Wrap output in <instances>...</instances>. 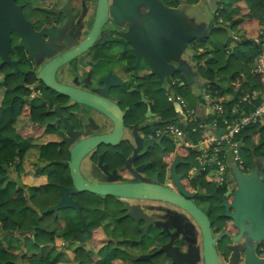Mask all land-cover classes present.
I'll return each mask as SVG.
<instances>
[{
  "label": "flooded vegetation",
  "instance_id": "flooded-vegetation-1",
  "mask_svg": "<svg viewBox=\"0 0 264 264\" xmlns=\"http://www.w3.org/2000/svg\"><path fill=\"white\" fill-rule=\"evenodd\" d=\"M102 2L108 3V16L104 23L99 24ZM148 2L145 0V3H139L138 6L129 4L130 9L126 10L125 5L118 4V0H0V49L4 47L1 37H9L8 53L18 65V68L13 67L0 56V86L4 87L8 80L14 79L22 83L24 89L28 88L31 91L29 99L33 105L46 107L49 116L45 124L48 130L55 131L51 135L57 137V140L51 142L58 143L59 146L61 145L59 148L61 150L64 148L66 151L65 156L60 160L70 162L71 146L68 147L65 141L68 135L67 129L63 122H58L59 118L54 113L55 109H61L75 131L81 132L72 141V145L87 137L98 135L104 130H98L96 122L88 120L89 115H96L95 111L90 108L84 109L83 105L71 106L73 104L71 98L48 87L41 79V69L52 65L57 55L62 54L65 58L73 53L80 45L92 40L96 30H99L97 36L91 41L92 45H87L92 47L64 63L55 73L56 80L60 84L92 93L98 92L97 87L103 88L97 80L109 74H112L111 77L115 75L120 77L126 83L123 94L120 96H118L120 88L116 89L117 94L112 89V96L111 91L102 94L116 99L125 111L123 136L116 145L102 144L84 157L80 163L83 178L93 184L164 185L185 196L196 207L202 209L208 215L213 230L215 226L210 212L217 211L220 207L222 221L218 229L214 230V235L221 237L229 231V235L236 236L225 224L226 207H238V204L232 206L233 193L228 195L232 189L228 187V181L224 185H219L202 176L188 178L190 171L180 168L188 164L187 158L181 153L182 146L177 145L173 137L164 132L162 124L147 126L148 120L142 121L147 113L158 114L155 118L157 120H167L163 111L173 105L172 103L163 104L158 95L160 88H163V81L156 75L147 76L149 70L146 69L143 56L137 66L138 55L131 52L134 45L139 49L138 53H142L145 49L143 44L146 38L142 30L146 16L160 14L156 7L152 12ZM159 2L162 6L161 0ZM127 12L133 16L126 18ZM131 18H133L132 21ZM131 28L132 36L128 39L124 38ZM122 41L124 44L121 43ZM128 107L130 110H127ZM113 126L111 124V127L105 131H112ZM154 127L155 131L152 130ZM166 127L165 125V129ZM157 130L163 131L160 137L165 135L161 142L158 141L160 137L157 138L154 135ZM136 131L145 138L152 135L151 139L154 140L152 147H149L144 140L139 141ZM165 138H168V144L164 143ZM179 159L181 160L176 165V175L185 185L188 195L180 190L174 177V166ZM62 166L66 167L68 175L58 170L46 172L44 166L47 174V182L44 185L50 183L52 176L59 177L60 173L61 191L64 188L69 191L73 200L81 204L82 213L86 206L96 207L104 213L100 224L106 231L105 240L111 244L114 253L112 255L115 258L119 255L118 258L125 264H178L167 252H160L165 245L173 243V247L192 255L187 264H205L201 230L194 219L178 205L156 199L125 198L95 193L93 194L99 197L112 198L116 201L115 205L113 206L112 203V206H108L102 201L94 203L88 201L87 204L83 193L92 192L76 190L69 167ZM128 167L130 170L127 169ZM149 168L154 171L153 178L143 176V171ZM85 170L90 173L91 180ZM211 183L215 187L210 186ZM54 187L49 185L44 189V194L48 195ZM34 195H38L37 190ZM224 198L227 199V203L224 202ZM60 199H62V193ZM74 210L84 225L79 212L77 209ZM83 216L88 226L89 221L85 213ZM231 224L235 225L232 218ZM176 225L181 226V230H178ZM225 227L227 230L223 231ZM90 235H92L91 232ZM187 236L194 241L188 242ZM77 237L78 239L72 241L85 242L90 239L83 234ZM235 242L238 245L231 244V251L226 252L225 256L220 254L217 247L220 264H264V240L257 243L252 255H249L251 253L247 251L253 244H248L246 238ZM133 247L139 248L137 255L130 252Z\"/></svg>",
  "mask_w": 264,
  "mask_h": 264
},
{
  "label": "crops",
  "instance_id": "crops-1",
  "mask_svg": "<svg viewBox=\"0 0 264 264\" xmlns=\"http://www.w3.org/2000/svg\"><path fill=\"white\" fill-rule=\"evenodd\" d=\"M174 1H177L175 5L161 0L164 11L154 16L156 34H169L172 37L170 43L162 44L163 37L158 36L162 51L155 56L168 59L167 64L173 66L174 70L169 75L167 73L169 79L163 81V87L172 86L185 99L186 96L179 90L189 93L194 87L202 89V96L196 95L199 99L198 107L189 104L198 111L200 119L208 123L209 131L220 136L228 130L229 124L226 121L230 123L241 113L242 107L238 101L245 95L261 90L258 86L251 92L252 86L257 83L255 66L264 18L260 17L261 14L256 8H252L256 0ZM154 39L157 40L155 36ZM196 49L199 51L198 56L195 55ZM209 70L214 73L212 79L207 77ZM232 76L236 78L232 79ZM238 91L241 92L237 100L235 96ZM234 99L237 101L229 103ZM2 100L3 95L0 96V103ZM215 103L224 106L221 117L214 113ZM171 106L178 113L177 117L171 120L165 118L167 120L160 124L167 125L183 120L180 107L175 104ZM20 120L27 122L25 118ZM221 130L223 132L220 133ZM263 132L264 121L238 135L241 148L252 145V156L245 160L244 170L239 168L230 154L227 156L230 174L227 185L233 189L232 206L238 204V198L243 199L239 205L241 208L230 210L237 217L231 218L239 227L236 235L238 241L246 238L248 244H253L249 247V255H252L257 243L264 240V151L260 148L263 143L259 145L257 138V134ZM50 136L48 140L40 142V147L44 143L57 140V137ZM39 137L34 142L40 141ZM38 160L46 163L41 159V149L35 146L29 148L23 160L24 172L21 176L22 181L24 179L32 187L33 194L37 187L34 188L30 181L33 180V184H36L34 179L40 180L37 184L42 185L47 182L44 164L35 163ZM226 230L225 227L223 231Z\"/></svg>",
  "mask_w": 264,
  "mask_h": 264
},
{
  "label": "trees",
  "instance_id": "trees-1",
  "mask_svg": "<svg viewBox=\"0 0 264 264\" xmlns=\"http://www.w3.org/2000/svg\"><path fill=\"white\" fill-rule=\"evenodd\" d=\"M166 1L174 5L177 3L174 0ZM252 8H256V11L261 14L260 17L264 18V0H256ZM207 77L212 79L214 73L209 70ZM258 86L262 87L257 76V83L252 86L251 92ZM30 92L28 88L24 89L22 83L14 79L8 80L4 87L0 86V96L3 95L0 103V264H58L63 253L62 244L78 239L79 234L89 236L90 239L77 249L73 257L74 261L79 262L83 257L90 264H125L118 258L119 255L117 258L112 255V246L105 240L106 231L100 222L94 227L96 229L88 225L92 234L90 235L84 225L77 223L73 217L60 218L55 212L47 211L33 202L32 187L25 183L24 179L22 181L23 160L39 136L34 130L35 125L45 123L49 113L45 106L37 107L29 102ZM179 92L185 96L188 94L184 90ZM238 92L236 98L240 96L241 91ZM237 100L234 99L229 103ZM253 105H242V109L250 111L254 108ZM163 114L165 118H175L178 113L173 106H170L163 111ZM22 118L27 119V122L20 120ZM48 133H55V131L49 130ZM56 146H59L56 142L41 145V159L47 163L60 160V152L55 149ZM181 153L186 158L189 156L194 158V153L187 147H182ZM60 179L59 173V177L52 176V180L47 185L58 186ZM30 182L32 185L39 186L36 188L38 195H34L35 199L45 195L44 189L48 187L47 185L37 184L40 180L35 179L36 184H33V180ZM224 217L227 220L225 224L230 227L234 235H237L239 227L231 224V217L226 214ZM16 236L23 238V245L15 243L13 238ZM6 238H10L9 244ZM88 244L97 256L95 261L90 253L81 255Z\"/></svg>",
  "mask_w": 264,
  "mask_h": 264
},
{
  "label": "water",
  "instance_id": "water-1",
  "mask_svg": "<svg viewBox=\"0 0 264 264\" xmlns=\"http://www.w3.org/2000/svg\"><path fill=\"white\" fill-rule=\"evenodd\" d=\"M148 4L150 7V10L153 12L154 7H156L159 11V13L164 11V8L161 6V3L159 0H148ZM118 4L125 5V9L129 10V4H132V6H138L139 3H145V0H118ZM155 8V9H156ZM108 16V3L101 4V13L99 15V24L104 23L107 20ZM131 15L130 12H127L125 14V17L128 18ZM131 21L133 18L130 19ZM156 22L154 15H147L145 18V24L144 29L142 30V34H145V42H144V51L142 53H138L139 49L135 47L131 50L133 54L138 55V64L141 62V57L143 56V59L146 63V69L149 70V75H156L160 77L161 81H164L165 79H169L168 75L170 73H173V66L168 65V59L163 58L159 56H155L159 51H162V46L160 45V37H163L162 44L170 43V40H172V37L169 34H156L154 31V28L157 26L154 24ZM99 30H96L95 34L93 35L92 40L97 36ZM133 34V29L131 28L129 31H127L124 38L128 39ZM154 36L158 39H154ZM2 38L3 41V48L0 49V56L4 58L5 62L12 65L13 67H17V62L13 61L10 57L8 50L10 49L9 41L10 38ZM160 39V40H159ZM89 40L87 43L80 45L77 50H75L73 53L67 55L65 58L62 56V54L57 55L56 59L53 61L52 65H47L43 69H41V79L42 81L50 88L56 90L58 93L67 96L71 98L73 101V104L71 106H77V105H83L85 108H90L93 111H95L94 115H89L90 119L89 122H96L95 124L98 126V130H104V132L94 135L91 137H87L85 139H82L77 144L72 145V141H74L78 134L81 133L80 131H75L73 128V125L69 122L68 118L65 117L62 114L61 109L57 108L54 110V113L58 115V122H63L64 126L67 129V138L65 139L66 144L68 147L71 146L70 153H71V161L70 162H63L58 161V164L68 166L70 169V175L73 181V185L76 190L78 191H88L99 195H115L120 197H135V198H147V199H156L161 200L164 202L172 203L175 205H178L179 208H181L183 211H185L187 214H189L194 221L197 223L198 227L201 230L202 233V248H203V256L205 264H220L219 256H218V250L216 246L217 237L214 235V230L211 226V221L208 217V215L199 207H196L191 201L187 200V198L183 195H180L176 192H174L171 188L166 187L164 185H158V184H149V183H140V184H117V185H111V184H93L90 182H87L81 172H80V163L86 157L88 154H90L92 151H94L95 148L98 146L105 144V145H116L124 133V122H125V111L121 107V105L116 101V99H113L112 97H107L102 95L103 93H110L112 96V89L114 90V93L117 94L116 89L120 88L118 90V96L123 94V87L126 86V83L122 81V79L118 76L111 77L112 74H109L107 77H102L99 80H97V83L99 85H103V88L97 87L98 92L92 93L88 91H83L79 89H75L73 87H69L66 85L60 84L55 77V73L58 70L60 66H62L64 63L76 58L78 55L84 53L87 51L91 45V41ZM102 43V41H100ZM118 43V41H116ZM84 43V42H83ZM124 44V42H121ZM88 44H91L87 46ZM177 58H175L176 60ZM168 73V75H167ZM48 104L51 105V102L48 101ZM127 110H130V107L127 108ZM158 114H145L143 120H148L147 126H152L155 124L163 123L160 120L155 119ZM98 122V124H97ZM111 124H113V130L112 131H105L109 127H111ZM220 133L223 132V130L219 131ZM136 137L139 141L142 142V140L145 141V143L152 147V142L154 141L151 139V137H144V135L140 136L138 132L136 131ZM165 135L160 137L158 139L159 142L163 140ZM181 159L177 160L174 166V177L176 179V183L178 184L180 190L183 191V193H186L185 195H188L187 191L185 190V185L180 181V177L176 175V165ZM183 161V160H182ZM263 183V182H262ZM230 194L233 193V190L230 189ZM237 194V193H236ZM238 198V197H237ZM243 201L242 198H238V207H226V214L229 217L237 218L235 215L230 213L231 208H241L239 205ZM224 202L227 203V199L224 198ZM74 208L77 209L80 216L83 219L84 222V228L87 232H90L86 221L84 220V216L82 213V207L81 204L77 201H74L71 195L69 194V191L67 189L62 190V199L57 207H54L51 211H59L64 208ZM243 220V219H242ZM239 224L242 225L241 221H239ZM165 226H168L165 224ZM176 228L178 230H181V226L176 225ZM227 234H230L229 231H226ZM187 241L190 242L193 239L189 236L186 237ZM234 240L238 241V236H234ZM194 241V240H193ZM173 243H169L168 245H165L160 252H167L170 256L173 257L174 262L178 264H187V261L190 262V258H192L190 253H184L179 248H175L172 245ZM249 252V249L248 251Z\"/></svg>",
  "mask_w": 264,
  "mask_h": 264
},
{
  "label": "built area",
  "instance_id": "built-area-1",
  "mask_svg": "<svg viewBox=\"0 0 264 264\" xmlns=\"http://www.w3.org/2000/svg\"><path fill=\"white\" fill-rule=\"evenodd\" d=\"M260 38L255 73L259 77L261 90L245 95L238 101L241 107L255 103L254 108L250 111L243 108L239 116L230 123L226 121L229 127L224 134L219 136L210 132L208 123L200 119L198 111L182 95L177 92L167 93L168 100L180 107L184 118L180 122L168 123L164 132L172 136L177 145L187 147L194 153L195 165L188 173V178L202 176L210 182L224 185L230 175L228 154L238 163L239 168L242 170L246 168V163L240 154L238 135L246 128L264 121V27L260 31ZM214 113L221 117L224 114V106L215 103ZM162 134V130H157L154 135L158 138Z\"/></svg>",
  "mask_w": 264,
  "mask_h": 264
},
{
  "label": "rangeland",
  "instance_id": "rangeland-1",
  "mask_svg": "<svg viewBox=\"0 0 264 264\" xmlns=\"http://www.w3.org/2000/svg\"><path fill=\"white\" fill-rule=\"evenodd\" d=\"M191 1H196V0H191ZM198 53H199V51H198V49H196L195 50V55L198 56ZM148 83H150V82H148ZM193 90L192 91L189 90V93L186 95V99H187V101L190 104H192V106L197 108L198 104H199V99L196 97V95L201 97L203 90L200 89V88H196V87H194ZM168 92L176 93L175 89H172V86L171 87L160 88V90L158 91V95L162 99L164 105H165V103L171 104L168 101V98H167V93ZM209 111H210V109H209ZM162 125H163V130L165 131L166 130L165 129V125L164 124H162ZM34 130L40 136L39 137L40 141L34 142L33 144H34V146L36 148H40V142L48 140L51 136H50V133H48L49 130H48L47 126L44 125V124L35 125ZM152 130L155 131L156 130L155 127ZM257 138H258L259 145H261L263 143L260 146V148L264 151V132L263 133H258L257 134ZM168 141H169L168 138L164 139V143L165 144H168ZM60 146H56L55 149L60 152V158H63L65 156V154H66V151L64 150V148H62V150H61V148H59ZM251 150H252V145H251V147L244 148V149L241 148L240 149V154H241V157H242V159L244 161L245 160L246 161L249 160V158L252 156ZM58 161H61V160H56V161H54L55 163H47L46 162L45 164H44V162H41L40 160H38L35 163L40 164V165L44 164V166L46 167V172L47 171L52 172L54 170H58L61 173H65L66 175H68V170L66 169V167L62 166L61 164H58ZM187 162H188V164L180 166V168L182 167L186 171H190V170H192L193 166L195 165V159L193 158V156H189V157H187ZM127 169L130 170L129 167ZM153 172H154L153 169L149 168L147 171L146 170L143 171V176H145L146 178H148V176L153 178L154 177V173ZM85 173L87 174L88 178L91 180L92 177L89 176L90 173L87 170H85ZM25 176H27V175H25ZM262 181H263V186H264V178L263 177H262ZM209 185L215 187V185L213 183H211ZM59 186H60L59 184H58V186H55L48 195L39 196L36 199L34 198V195L32 194L33 195L32 196L33 202H35V204L37 206L44 207L47 211H51L54 207H57L59 205L60 201H61L60 197H61L62 191H61V188ZM32 193H33V191H32ZM83 195L85 196L84 197L85 198L84 201H85V203L87 202V204H88V201H92V203L102 201L104 204H106L108 206H110L112 203H113V206H114L115 205L114 203H116V201L112 200V198L106 199V198H103V197H99L98 195H95L93 193L85 192V193H83ZM85 206H86V204H85ZM221 210L222 209L219 207L217 209V211L213 210L212 212H210V217L212 219L213 225L215 226L214 230H217L219 225L221 224V221H222ZM53 212H55V214H57L60 218H63L65 216H67V215H71L75 219V221L77 223H82L80 217L78 216V214L74 210V208L68 207V208H64V209H61L59 211H53ZM83 213H85V215H86V217H87V219L89 221V226L92 229H95L94 227L96 226V224L98 222H101V219L103 218V214H104L98 208H96V207L90 208L88 206L83 208ZM160 231L162 232L161 229H160ZM18 236L13 238L16 241L15 243L18 244V245H23V243H24L23 242V238L22 237H18ZM215 237H217L216 244H217V247L219 249V252H220V254H223L224 256H225L226 252H230L231 251L230 250L231 244H233V245L237 244L235 242V240H234V237H232L229 234H224L221 237L215 235ZM6 242L9 244L7 238H6ZM85 243H86V241L85 242H79L78 240L77 241H70L68 244L66 242L63 243L62 244L63 253L61 255V259L58 261V264H90L89 261H85V259L83 257L79 260V263H77L73 259L77 249L81 245L83 246ZM86 247L87 248H84V251L82 250L81 255L82 254H86V252L90 253V255L93 258V261H95L97 256L93 253L90 245L88 244V246L86 245ZM138 251H139V248H137V247H135V248L133 247L130 250V252L133 255H137ZM111 253L114 254L112 250H111Z\"/></svg>",
  "mask_w": 264,
  "mask_h": 264
}]
</instances>
